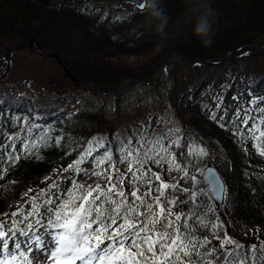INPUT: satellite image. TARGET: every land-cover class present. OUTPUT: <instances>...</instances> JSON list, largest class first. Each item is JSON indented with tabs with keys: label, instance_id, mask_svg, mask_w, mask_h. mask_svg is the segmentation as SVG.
Returning <instances> with one entry per match:
<instances>
[{
	"label": "trees",
	"instance_id": "1",
	"mask_svg": "<svg viewBox=\"0 0 264 264\" xmlns=\"http://www.w3.org/2000/svg\"><path fill=\"white\" fill-rule=\"evenodd\" d=\"M96 1L102 0H90L82 8L74 0H0V44L7 49L31 39L46 53L58 55L72 75L81 82L93 85L88 87L99 96H106L101 90H113L124 85L134 84L137 85L135 90L153 91L159 88L162 81L170 84L165 97L179 129L186 139L206 146L209 154L204 156V160L218 170L225 182L224 205L217 210L221 221L250 230L259 227L260 233L264 234V158L255 154L252 142L242 139L244 136L240 131L241 135H235L236 130L230 132L221 127L218 121L212 120V113H206L201 106V103L210 106L217 96L223 98L224 104L225 100L233 97L236 87L241 88L240 84L233 83L232 86L227 82V70L219 73V79L215 81L220 69L234 64L244 72V68L239 67L240 63L251 60L254 68L252 80L255 82L263 74L264 53L246 52L231 60H222L245 46H263L264 0H211L215 34L212 43L207 46L193 34L194 18L185 13L184 0H160L159 9L167 17L161 30L165 41L162 48L157 47L161 32L157 31L155 22L148 24L145 20L148 14L146 6L142 10L130 6L120 11L115 6H95ZM27 47L37 51L32 43ZM127 56H142L144 62L139 68L130 69L121 61ZM48 60L57 64L55 59ZM203 61L210 63L190 65ZM44 68L42 66L41 70ZM160 73L161 82L156 83L160 80ZM30 83H39L41 90L60 96L79 89H68L51 78L30 80ZM242 84L244 87L246 83ZM241 92L247 97L257 93H260L259 97L264 96V80L259 85L244 87ZM39 94L38 101L43 103L48 98L46 92ZM39 105L35 104L33 111L13 107L9 101L0 106V130L9 135L20 132L24 136V128L35 125L40 129L29 138L37 141L35 145H30L33 149L30 158L19 152L17 142L20 159L0 179V211L12 210L6 208L5 203L14 208L16 200L25 199L23 190L26 188L35 190L47 184L44 176L55 177L57 172L62 177L64 172L70 175L65 166L74 154L64 155L63 150L58 148L45 149L42 146L45 137L61 134V144L70 148H77L92 136L103 137L110 142L109 147L115 149L119 146L117 136L122 139L133 130L141 129L139 120H123L120 110L117 117L110 118L104 109L99 111L83 107L71 116L68 110L57 115L43 114L38 110ZM34 111L36 116H32ZM13 120L15 124L10 125L9 121ZM5 142L0 139V144ZM244 148L247 150H242ZM37 155L41 158L37 159ZM116 167L123 171L121 165ZM61 168L65 170L61 171ZM164 180L167 182L168 178ZM37 231L43 233V230ZM12 243L10 240V247Z\"/></svg>",
	"mask_w": 264,
	"mask_h": 264
},
{
	"label": "snow or ice",
	"instance_id": "2",
	"mask_svg": "<svg viewBox=\"0 0 264 264\" xmlns=\"http://www.w3.org/2000/svg\"><path fill=\"white\" fill-rule=\"evenodd\" d=\"M234 99L237 107L230 113L220 96L201 106L221 127L236 130L235 135L243 128L251 147L264 156L256 144L258 137L264 138V96L244 98L250 107ZM39 131L35 125L22 129L24 136L0 130L6 141L0 144V179L20 159L17 142L25 158L32 156L30 145L37 141L29 138ZM61 140V134L45 137L42 146L74 154L65 166L70 175H46L48 183L23 190L25 199L16 200L14 208L5 203L12 210L0 211V264H34L33 249L44 251L49 260L66 258V264H247L249 257L251 264H264L261 229H255L258 244H250L245 253L194 174L200 172L197 162L209 154L206 146L186 139L179 128L133 130L116 137L115 149L103 137L92 136L77 148L65 147ZM154 169L162 170L168 181ZM38 229L50 237L48 242Z\"/></svg>",
	"mask_w": 264,
	"mask_h": 264
},
{
	"label": "rangeland",
	"instance_id": "3",
	"mask_svg": "<svg viewBox=\"0 0 264 264\" xmlns=\"http://www.w3.org/2000/svg\"><path fill=\"white\" fill-rule=\"evenodd\" d=\"M55 1L58 2L60 0ZM74 1L75 4L79 7L85 8L86 3L90 0L86 2L84 0ZM54 5L55 4H52V6ZM103 5L107 7L115 6L120 11H124L130 8L129 5L123 4L118 0H102L100 2H95V6L102 7ZM262 45V47H264V44ZM2 47L3 45L0 44V76H2L3 74V77L5 75L6 77L3 78L4 80L0 81V106L3 104V102L9 101L13 107H22L27 111H31L32 107L38 103L40 104L38 106V110L43 114L52 113L57 115L68 110L71 116H73L74 112L80 111L81 108L89 107L92 109L95 108L99 111H102L104 109L106 114L110 118L117 117V112L118 110H120L123 120H127L128 118L132 120H139L141 129L145 127H150L153 130H163L167 127L179 128L175 116L172 115L170 108L167 105L165 97L166 89H169L171 85L166 84L165 81L161 82L162 73H160L158 77V79L160 80L156 82H161L158 89H154L152 91L139 88L135 90L137 87L135 86L134 88L119 93L120 95H118V97L114 96L115 94L106 95L104 97L96 95L95 91L89 87L78 85L76 86L66 76L60 66L57 65L58 63L56 64L54 61L48 60L49 57H45L43 55L41 56L34 49L29 50V47H23L24 49L22 48L18 50L11 56L10 67L5 74L3 73V71L7 67L5 62L7 53L5 47H3L4 49H2ZM143 59L144 58L142 56H127L121 58V61L128 68L134 69L139 68L142 65V63L144 62ZM42 62L44 63V65L42 64ZM252 64L253 62L251 60H247L245 63H240L239 67L244 68V72H241L236 68V65L232 64L224 69H220L215 76V81H217L219 79V73H223L225 70H227V82L229 84H232V86H234L233 83L240 84L238 86H241V88L236 87L233 97L225 100L223 104V106L228 108L229 113L231 112L232 108L237 107V100L234 98H239V106L250 107L249 105H244L243 101L244 98H247V95L241 92V90L244 89V87L259 85L260 82L264 80V68L262 66L261 70H263V74L258 76L255 82L252 80L253 77L251 75L254 70V68L251 66ZM42 66L45 67L43 70H41ZM210 73L211 71L209 72V74ZM41 78H51L56 81V83H60V85H66V88L68 89H79L71 91L66 96H60L55 92L41 90L39 83H30V80L35 81ZM205 79L203 81H206ZM242 82L246 83L244 87ZM42 91L46 92V97H48L45 101H43V103L38 101V96L40 95L39 92ZM259 96L260 93H257L256 97ZM117 102L119 103V107H117ZM34 114L35 111L32 113V116H36ZM251 114L254 116L256 113L255 111H253ZM160 120H163L164 123H154V121ZM261 130H264V128H262ZM239 131L243 134L244 137H246H242V139H249V141L252 142L251 137L248 134L244 133L243 128H240ZM256 144L261 151H264V138L258 137L256 140ZM254 152L258 157L264 158V156L260 155V153L255 149ZM197 163L199 165L200 172L194 174L198 177L199 185L208 194V189L204 182L203 176L205 168L207 166H211V164H208L204 160V157H202V159ZM121 167L123 169L122 165ZM154 171H160L161 179L164 180L165 178H168L162 170L154 169ZM64 174L65 175L63 177L69 176V174H67L66 172H64ZM208 197L210 198L209 194ZM209 201L212 203L211 199H209ZM222 222L228 234L232 238L244 244L245 253H247L250 244H258V241L255 238L257 235L255 230H250L246 227L236 225L231 222H225L224 220ZM42 235L44 236L46 242L50 240L49 236H45V234L43 233ZM259 236L261 239H264V234L259 233ZM30 255L33 258L34 264H66V262L63 263V257L53 258L49 260L47 254L41 250L33 249ZM258 256L259 253H257V257ZM247 263L251 264L250 257L248 258ZM75 264H77V261L75 262Z\"/></svg>",
	"mask_w": 264,
	"mask_h": 264
},
{
	"label": "clouds",
	"instance_id": "4",
	"mask_svg": "<svg viewBox=\"0 0 264 264\" xmlns=\"http://www.w3.org/2000/svg\"><path fill=\"white\" fill-rule=\"evenodd\" d=\"M160 0H147L146 7L148 14L145 20L148 24H153L158 32H161L158 48L164 46V37L162 29L167 22V17L159 9ZM185 13L190 18H194L193 34L198 36L203 45L207 46L212 43L214 36L215 16L211 8V0H184Z\"/></svg>",
	"mask_w": 264,
	"mask_h": 264
},
{
	"label": "water",
	"instance_id": "5",
	"mask_svg": "<svg viewBox=\"0 0 264 264\" xmlns=\"http://www.w3.org/2000/svg\"><path fill=\"white\" fill-rule=\"evenodd\" d=\"M126 3H131L134 4L136 6H138L140 8L141 4H144L146 6V0H122ZM27 44L24 43L20 46H16V47H11V48H7L6 49V58H5V62H6V69L4 70V73L6 74L7 71L9 70L10 67V63H11V56L17 52L18 50L22 49L23 47H25V45ZM246 52H253V53H264V47H261L260 45L257 46H245L241 49H239L238 51H236L235 53L227 56L226 58H224L222 61H226V60H231L233 58H236L242 54H245ZM53 58L57 59V61L59 62L60 66L63 67L65 70V66L64 64L61 62V60L58 58V56L56 54H52L51 55ZM212 62H217V61H212ZM206 63V62H203ZM190 64H195V63H190ZM68 76L76 83H80L79 81H77L72 74L67 71ZM1 79V78H0ZM133 85H128V86H123L121 88H118L116 90L113 91H99L105 94H113L116 92H123L129 88H132ZM204 180L209 188V191L211 193V196L213 198V201L215 203V206L217 207V209L221 208L220 205L223 203L224 201V192H225V184L223 179L221 178L219 172L213 167V166H208L205 170H204ZM220 197H223V201H221Z\"/></svg>",
	"mask_w": 264,
	"mask_h": 264
},
{
	"label": "bare ground",
	"instance_id": "6",
	"mask_svg": "<svg viewBox=\"0 0 264 264\" xmlns=\"http://www.w3.org/2000/svg\"><path fill=\"white\" fill-rule=\"evenodd\" d=\"M27 42V44L25 45V47L24 48H26L30 43H32L33 45H34V47L36 48V50H37V52L39 53V54H41V55H43V56H45V57H49V58H52V59H55V58H53L51 55H52V53H46L44 50H43V48L39 45V44H37V43H35V42H33L31 39H29L28 41H26ZM25 42V43H26ZM24 44V43H23ZM20 45H22V44H20ZM20 45H18V46H20ZM13 47H16V46H13ZM11 48V47H10ZM23 48V49H24ZM58 56V55H57ZM59 58V57H58ZM60 59V58H59ZM56 61H57V59H55ZM203 62H206V63H203ZM203 62H194L195 64H190V65H206V64H208V63H210V62H207V61H203ZM57 63H58V65L60 66V64H59V62L57 61ZM60 68L64 71V73L66 74V76L72 81V83L73 84H75L76 86L78 85V86H86V87H88V86H93V85H91V84H89V83H86V82H81V81H79L78 79H76L73 75V77L77 80V81H79L80 83H76V82H74L69 76H68V74H67V72H66V70L67 71H69L66 67V70L63 68V67H61L60 66ZM163 71H165V67L163 68ZM70 72V71H69ZM3 73H4V71H3ZM71 73V72H70ZM72 74V73H71ZM1 77H3V74H2V76H0V78ZM130 85H133V87L132 88H134L135 86H137V85H134V84H130ZM124 86H128V85H124ZM123 87V86H122ZM95 89H97V87H94ZM121 88V87H120ZM116 89H118V88H115V89H113V90H116ZM129 89H131V88H129ZM129 89H127V90H129ZM113 90H107V91H113ZM101 91H106V90H101ZM126 91V90H125ZM124 92V91H123ZM119 93H121V92H116V93H113V94H119ZM208 167V166H207ZM206 167V168H207ZM205 168V169H206ZM205 184H206V182H205ZM206 186H207V184H206ZM207 189H208V194H209V196H210V199H211V201H212V203L214 202L213 201V198H212V196H211V193H210V191H209V188H208V186H207ZM223 205H224V203H223Z\"/></svg>",
	"mask_w": 264,
	"mask_h": 264
}]
</instances>
